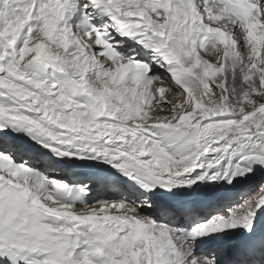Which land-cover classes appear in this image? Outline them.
I'll list each match as a JSON object with an SVG mask.
<instances>
[{
    "label": "snow or ice",
    "instance_id": "obj_1",
    "mask_svg": "<svg viewBox=\"0 0 264 264\" xmlns=\"http://www.w3.org/2000/svg\"><path fill=\"white\" fill-rule=\"evenodd\" d=\"M0 264H264V0H0Z\"/></svg>",
    "mask_w": 264,
    "mask_h": 264
}]
</instances>
